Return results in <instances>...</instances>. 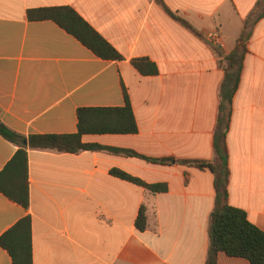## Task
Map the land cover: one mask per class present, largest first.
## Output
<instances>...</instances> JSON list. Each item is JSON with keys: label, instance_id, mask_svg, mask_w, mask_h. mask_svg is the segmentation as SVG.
Here are the masks:
<instances>
[{"label": "crops", "instance_id": "obj_1", "mask_svg": "<svg viewBox=\"0 0 264 264\" xmlns=\"http://www.w3.org/2000/svg\"><path fill=\"white\" fill-rule=\"evenodd\" d=\"M61 5L122 59H101L55 22L27 17ZM246 21L225 139L228 202L264 232V0H0V121L24 137L29 192L27 208L0 193V235L28 215L32 264H205L214 176L185 161L213 157L220 62ZM136 58L157 73L140 74ZM123 90L137 131L81 142L137 155L29 146L30 135L77 133L80 108L123 106ZM17 149L0 135V172ZM112 169L167 189L152 193ZM142 204L148 227L138 231ZM0 264H12L1 247ZM217 264L250 263L220 252Z\"/></svg>", "mask_w": 264, "mask_h": 264}, {"label": "trees", "instance_id": "obj_2", "mask_svg": "<svg viewBox=\"0 0 264 264\" xmlns=\"http://www.w3.org/2000/svg\"><path fill=\"white\" fill-rule=\"evenodd\" d=\"M261 14H258L256 18ZM27 17L32 21L51 20L55 22L101 59H122L115 48L69 6L29 9ZM179 21L192 29L183 20L179 19ZM251 25V22L246 21L244 31L238 37L234 48L220 62L224 77L218 93L219 107L213 136V157L208 161H185L195 167L209 169L214 176L215 201L208 222L209 246L205 264H217V255L220 252L227 256L244 258L250 264H264V232L247 219L245 211L228 202L229 168L225 139L229 127L232 98L240 79ZM132 64L142 75H154L158 71L156 64L147 58L133 59ZM123 96L124 105L121 107L78 109L77 133L30 135L27 138L29 146L68 153L105 149L127 155H137L131 150L81 142L83 134H131L137 131L125 90H123ZM0 135L18 145V149L0 172V193L9 200L27 208L29 204L28 160L26 148L21 145V140L24 137L12 131L1 121ZM163 161L165 160H160V162ZM111 173L143 186L152 193L164 192L167 189L165 184H147L118 169H112ZM135 227L138 231H144L148 227L147 209L144 204L138 210ZM0 247L7 251L12 264H32L31 228L28 215L20 218L0 235Z\"/></svg>", "mask_w": 264, "mask_h": 264}, {"label": "water", "instance_id": "obj_3", "mask_svg": "<svg viewBox=\"0 0 264 264\" xmlns=\"http://www.w3.org/2000/svg\"><path fill=\"white\" fill-rule=\"evenodd\" d=\"M23 144H24V145H26V144H27L26 140H24V141H23Z\"/></svg>", "mask_w": 264, "mask_h": 264}]
</instances>
